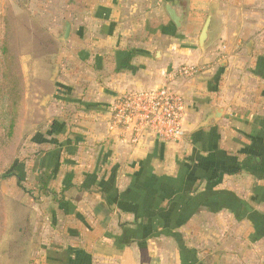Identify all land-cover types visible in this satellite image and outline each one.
I'll return each instance as SVG.
<instances>
[{
    "label": "crops",
    "instance_id": "0c3cea01",
    "mask_svg": "<svg viewBox=\"0 0 264 264\" xmlns=\"http://www.w3.org/2000/svg\"><path fill=\"white\" fill-rule=\"evenodd\" d=\"M67 4L72 10L74 2ZM167 4L179 10V25ZM76 5L80 18L65 21L68 129L62 147L40 152L32 168L39 184L67 188L64 264H206V245L232 241L242 253L238 236L264 243V167L247 161L264 154V70L246 67L264 65V51L253 52L254 41L237 30L242 19L217 17L213 0ZM208 15V40L200 47ZM182 64L201 70L170 81L186 100L179 141L147 134L132 144L109 127L117 95L157 88ZM248 78L254 100L238 89ZM217 108L219 119L201 126ZM228 220L239 225L228 231Z\"/></svg>",
    "mask_w": 264,
    "mask_h": 264
},
{
    "label": "rangeland",
    "instance_id": "374dc122",
    "mask_svg": "<svg viewBox=\"0 0 264 264\" xmlns=\"http://www.w3.org/2000/svg\"><path fill=\"white\" fill-rule=\"evenodd\" d=\"M68 1L0 0V59L6 62L9 76L17 77L20 97L13 127L8 128V117L0 122V264L65 263L69 225L65 214L72 210L64 200L58 203L61 186L39 184L32 168L40 152L62 147L63 132L68 129L63 121L69 108L63 91L64 29L65 21H77L82 15L78 0H71L72 10ZM213 1L217 17H240L242 27L237 30L254 41L253 52H263L264 0ZM254 63L246 65L253 74L256 67L264 70L263 64ZM249 84L250 78L238 89H248L254 100L256 93ZM48 134L56 138L50 140ZM234 222L227 221L228 231L239 225ZM232 238H241L233 242L247 250H233L232 241L224 248L209 244L200 258L210 264L220 253V264H264V243H250L244 236Z\"/></svg>",
    "mask_w": 264,
    "mask_h": 264
},
{
    "label": "built area",
    "instance_id": "2783aa9c",
    "mask_svg": "<svg viewBox=\"0 0 264 264\" xmlns=\"http://www.w3.org/2000/svg\"><path fill=\"white\" fill-rule=\"evenodd\" d=\"M200 70L197 65L182 64L172 71L168 82L157 88L120 93L111 106L109 127L126 134L132 144H138L147 134L166 143L179 141L184 135L186 100L170 81H184Z\"/></svg>",
    "mask_w": 264,
    "mask_h": 264
},
{
    "label": "trees",
    "instance_id": "16d2710c",
    "mask_svg": "<svg viewBox=\"0 0 264 264\" xmlns=\"http://www.w3.org/2000/svg\"><path fill=\"white\" fill-rule=\"evenodd\" d=\"M9 71L6 62L0 59V122L2 119L9 118L8 128L11 129L15 123V117L17 115L18 106H19V88H18V79L14 75L9 76ZM248 163L255 165L254 168L261 169L264 167V154L252 157L251 160H247ZM45 192L47 188L44 186L41 187ZM67 188H60V198L58 203H61L64 200L63 192ZM52 195H56V192L53 191ZM55 198V196H54Z\"/></svg>",
    "mask_w": 264,
    "mask_h": 264
},
{
    "label": "water",
    "instance_id": "95a60500",
    "mask_svg": "<svg viewBox=\"0 0 264 264\" xmlns=\"http://www.w3.org/2000/svg\"><path fill=\"white\" fill-rule=\"evenodd\" d=\"M167 9L169 10L171 17H172L173 21L175 22V24L179 25L180 24V22H179V10L176 8V6L171 5V4H167ZM210 23H211V15H208L206 17L203 25H202L200 33H199L198 43H199L200 47H203L205 42L208 40V31L210 29ZM69 30H70V24L68 22H66L65 23V29H64V38L67 37ZM46 99L44 100V102L46 101ZM222 112L223 111L221 108L215 109V111L213 113H211L206 118V120L201 124V126L213 125L219 119V117L222 115ZM219 257H220V253L216 254L214 260H212V262L210 264H220L219 263ZM197 264H203V263L199 262Z\"/></svg>",
    "mask_w": 264,
    "mask_h": 264
}]
</instances>
